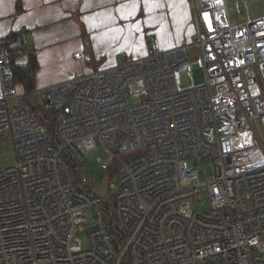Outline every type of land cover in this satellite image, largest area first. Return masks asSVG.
<instances>
[{
	"label": "built area",
	"instance_id": "1",
	"mask_svg": "<svg viewBox=\"0 0 264 264\" xmlns=\"http://www.w3.org/2000/svg\"><path fill=\"white\" fill-rule=\"evenodd\" d=\"M188 4L191 42L160 50L151 36L141 58L38 91H16L0 47V145L14 154L0 169V264H264V140L254 125L264 138V17L232 21L224 0ZM194 62L204 81L181 91L175 74L191 77ZM33 96L55 114L52 135ZM78 145L102 151L103 170L116 166L104 198L86 190L103 182L76 180L86 164ZM194 199L208 210H193Z\"/></svg>",
	"mask_w": 264,
	"mask_h": 264
},
{
	"label": "crops",
	"instance_id": "2",
	"mask_svg": "<svg viewBox=\"0 0 264 264\" xmlns=\"http://www.w3.org/2000/svg\"><path fill=\"white\" fill-rule=\"evenodd\" d=\"M20 30L35 52L36 91L141 58L151 36L160 50L195 39L188 0H0V40ZM80 50L84 61L74 58Z\"/></svg>",
	"mask_w": 264,
	"mask_h": 264
},
{
	"label": "rangeland",
	"instance_id": "3",
	"mask_svg": "<svg viewBox=\"0 0 264 264\" xmlns=\"http://www.w3.org/2000/svg\"><path fill=\"white\" fill-rule=\"evenodd\" d=\"M228 17L235 22L244 21L247 18L257 19L259 17H264V0H224ZM258 83L264 92V66L258 70L257 73ZM175 80L177 87L181 91L192 89L193 86L202 84L204 81V75L201 68H199L196 62L193 63L192 76L188 77L184 68H179L175 74ZM40 97L33 96L28 98V102L37 110V119L40 123L49 124L51 121V116L53 111L44 110L42 106L38 104ZM131 104L138 101L137 95H132L129 98ZM53 125L55 126L54 122ZM78 148L83 153L86 164L81 167L75 168V176L77 182H81L84 179L91 180L93 182H105V181H115L114 172L111 170H103L100 164L97 162V158H104L105 155L100 150L93 152H85L80 145ZM134 155V152H129L123 156L127 159ZM14 163V154L12 152L10 142H5L0 145V169L11 166ZM112 173V174H111ZM113 175V176H112ZM191 208L193 210H198L200 212L207 211L209 206L206 199L198 200L194 199L190 202ZM91 214V213H90ZM105 218L111 219V212H105ZM94 219L91 215L89 226L84 232L79 233V238L81 240V247L83 250L88 249L89 240L88 235L94 228Z\"/></svg>",
	"mask_w": 264,
	"mask_h": 264
},
{
	"label": "trees",
	"instance_id": "4",
	"mask_svg": "<svg viewBox=\"0 0 264 264\" xmlns=\"http://www.w3.org/2000/svg\"><path fill=\"white\" fill-rule=\"evenodd\" d=\"M24 35L25 32L22 30L11 31L3 40H0V47L7 51V66L11 68L13 73L12 84H20L24 92H31L35 90V72L38 68V64L32 47L28 42H24ZM22 55H26L27 57V63L23 66L16 64L17 58ZM54 115L53 112L49 124L41 123V125L48 128L50 135L55 131L53 125ZM115 167V164H111L109 170L113 173L115 172ZM106 210H108V208H106Z\"/></svg>",
	"mask_w": 264,
	"mask_h": 264
},
{
	"label": "water",
	"instance_id": "5",
	"mask_svg": "<svg viewBox=\"0 0 264 264\" xmlns=\"http://www.w3.org/2000/svg\"><path fill=\"white\" fill-rule=\"evenodd\" d=\"M254 125H255V128H256V131L259 137L261 138V140H264L262 130H261L259 123L257 121H254ZM87 188L90 192H92L93 194L101 198H104L108 193V183L107 182H104L103 184L98 185V186H87ZM109 206L112 209L113 207L112 201L109 203Z\"/></svg>",
	"mask_w": 264,
	"mask_h": 264
},
{
	"label": "bare ground",
	"instance_id": "6",
	"mask_svg": "<svg viewBox=\"0 0 264 264\" xmlns=\"http://www.w3.org/2000/svg\"><path fill=\"white\" fill-rule=\"evenodd\" d=\"M60 84H61V83H60ZM56 85H57V84H56ZM41 99H42V95H41ZM105 182H107V181H105ZM108 182H111V181H108ZM108 182H107V183H108ZM103 183H104V182H103ZM103 183H102V184H103ZM100 185H101V184H100ZM89 186H92V185H89ZM95 186H98V185H95ZM86 190H87L89 193L93 194L92 192H90V191L88 190V188H87ZM93 195H95V194H93ZM96 196H97V195H96Z\"/></svg>",
	"mask_w": 264,
	"mask_h": 264
},
{
	"label": "snow or ice",
	"instance_id": "7",
	"mask_svg": "<svg viewBox=\"0 0 264 264\" xmlns=\"http://www.w3.org/2000/svg\"><path fill=\"white\" fill-rule=\"evenodd\" d=\"M133 8H135V5H133Z\"/></svg>",
	"mask_w": 264,
	"mask_h": 264
}]
</instances>
